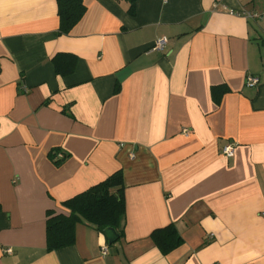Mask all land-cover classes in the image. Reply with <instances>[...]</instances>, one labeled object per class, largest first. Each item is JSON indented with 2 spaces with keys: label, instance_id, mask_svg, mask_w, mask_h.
Returning a JSON list of instances; mask_svg holds the SVG:
<instances>
[{
  "label": "crops",
  "instance_id": "0c3cea01",
  "mask_svg": "<svg viewBox=\"0 0 264 264\" xmlns=\"http://www.w3.org/2000/svg\"><path fill=\"white\" fill-rule=\"evenodd\" d=\"M83 1L60 35L57 0H0V264H264V0ZM118 171V240L49 251V211Z\"/></svg>",
  "mask_w": 264,
  "mask_h": 264
},
{
  "label": "trees",
  "instance_id": "16d2710c",
  "mask_svg": "<svg viewBox=\"0 0 264 264\" xmlns=\"http://www.w3.org/2000/svg\"><path fill=\"white\" fill-rule=\"evenodd\" d=\"M130 2L129 13L136 12V0ZM59 16V34L69 35L72 28L83 18L86 6L83 0H57ZM76 56L72 54H58L53 63L58 76L64 77L73 72ZM225 92L218 87L213 90L217 103ZM59 150L52 151L51 155L56 164L64 159H57ZM61 153V152H60ZM66 158V157H65ZM69 210L68 214L49 211L47 218V249L56 251L72 246L76 239L78 224H88L98 232L105 234L106 228H114L119 235L120 226L125 214L124 181L121 171L115 172L103 182L89 188L75 197L63 202ZM152 239L163 253H169L183 243L173 225L157 229L152 233Z\"/></svg>",
  "mask_w": 264,
  "mask_h": 264
},
{
  "label": "built area",
  "instance_id": "2783aa9c",
  "mask_svg": "<svg viewBox=\"0 0 264 264\" xmlns=\"http://www.w3.org/2000/svg\"><path fill=\"white\" fill-rule=\"evenodd\" d=\"M231 14H234L233 11H231ZM240 14L246 16V17H253V18H256L258 17V15L254 14L253 12H241ZM167 44V39L166 38H161L159 40H157V42L155 43V46H154V50H162ZM247 85H251V86H254V85H258L259 82H260V79L259 77L257 76H248L247 77ZM183 134L188 136L189 134V130L188 129H185L183 131ZM223 155L226 156V157H229V158H232L234 156V148L232 146H226L224 147L223 149ZM58 157L60 159H63L64 158V155L63 154H58ZM8 253H12V250L9 249L7 250ZM103 254L106 255L107 254V249L104 248L103 249Z\"/></svg>",
  "mask_w": 264,
  "mask_h": 264
},
{
  "label": "water",
  "instance_id": "95a60500",
  "mask_svg": "<svg viewBox=\"0 0 264 264\" xmlns=\"http://www.w3.org/2000/svg\"><path fill=\"white\" fill-rule=\"evenodd\" d=\"M104 232H105L106 237L109 240V244L115 243L119 238V234L114 228H111V227L106 228Z\"/></svg>",
  "mask_w": 264,
  "mask_h": 264
}]
</instances>
